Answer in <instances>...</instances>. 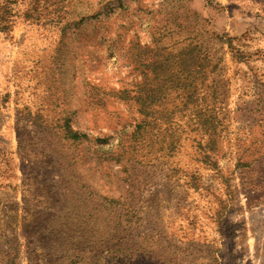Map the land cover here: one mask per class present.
I'll return each instance as SVG.
<instances>
[{"label":"rangeland","instance_id":"374dc122","mask_svg":"<svg viewBox=\"0 0 264 264\" xmlns=\"http://www.w3.org/2000/svg\"><path fill=\"white\" fill-rule=\"evenodd\" d=\"M0 5V264H264V0Z\"/></svg>","mask_w":264,"mask_h":264},{"label":"trees","instance_id":"16d2710c","mask_svg":"<svg viewBox=\"0 0 264 264\" xmlns=\"http://www.w3.org/2000/svg\"><path fill=\"white\" fill-rule=\"evenodd\" d=\"M2 8L0 5V30H6L10 26V14L8 16H4L2 12Z\"/></svg>","mask_w":264,"mask_h":264}]
</instances>
